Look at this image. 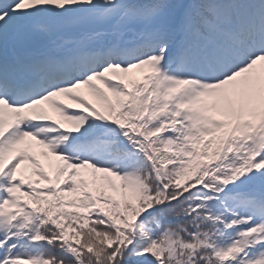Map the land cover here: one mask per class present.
I'll use <instances>...</instances> for the list:
<instances>
[{
  "label": "snow or ice",
  "instance_id": "6c2138e0",
  "mask_svg": "<svg viewBox=\"0 0 264 264\" xmlns=\"http://www.w3.org/2000/svg\"><path fill=\"white\" fill-rule=\"evenodd\" d=\"M0 264H264V0H0Z\"/></svg>",
  "mask_w": 264,
  "mask_h": 264
}]
</instances>
